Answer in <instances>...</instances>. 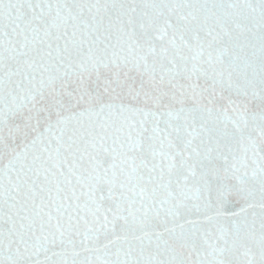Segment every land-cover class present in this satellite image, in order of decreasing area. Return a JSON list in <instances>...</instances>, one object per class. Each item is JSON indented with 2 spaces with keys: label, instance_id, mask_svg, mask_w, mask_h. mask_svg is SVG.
Masks as SVG:
<instances>
[{
  "label": "snow or ice",
  "instance_id": "snow-or-ice-1",
  "mask_svg": "<svg viewBox=\"0 0 264 264\" xmlns=\"http://www.w3.org/2000/svg\"><path fill=\"white\" fill-rule=\"evenodd\" d=\"M0 264H264V0H0Z\"/></svg>",
  "mask_w": 264,
  "mask_h": 264
}]
</instances>
